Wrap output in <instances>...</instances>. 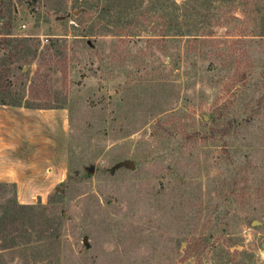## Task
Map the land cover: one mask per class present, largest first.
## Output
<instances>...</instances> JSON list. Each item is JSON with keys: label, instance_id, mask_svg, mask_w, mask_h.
Masks as SVG:
<instances>
[{"label": "rangeland", "instance_id": "obj_1", "mask_svg": "<svg viewBox=\"0 0 264 264\" xmlns=\"http://www.w3.org/2000/svg\"><path fill=\"white\" fill-rule=\"evenodd\" d=\"M154 1L0 0V111L67 115L61 174L0 181V264H264V0H167L210 25L178 56Z\"/></svg>", "mask_w": 264, "mask_h": 264}, {"label": "crops", "instance_id": "obj_2", "mask_svg": "<svg viewBox=\"0 0 264 264\" xmlns=\"http://www.w3.org/2000/svg\"><path fill=\"white\" fill-rule=\"evenodd\" d=\"M3 113L13 114L15 117V127L19 128L16 140L9 139L12 133L3 128L4 119L1 118ZM0 118V181L19 183L18 172L28 171L27 173L31 174L34 167L37 168L38 173L48 176L63 172V157L60 156L65 151L64 142L67 134L65 110L19 108L16 112L0 111ZM12 118L13 116H9V119ZM56 138H58V144H56ZM6 141H10L11 148H15L11 156L2 153L6 147L4 145ZM16 142L19 144L17 145ZM35 152V155L32 154ZM56 155L60 157L59 160Z\"/></svg>", "mask_w": 264, "mask_h": 264}, {"label": "trees", "instance_id": "obj_3", "mask_svg": "<svg viewBox=\"0 0 264 264\" xmlns=\"http://www.w3.org/2000/svg\"><path fill=\"white\" fill-rule=\"evenodd\" d=\"M76 2L78 0H75ZM105 2V0H81L80 2V7L83 9H87V11H99V7L101 5V2ZM157 0L154 1V5L152 6L151 10H150V14L151 13H157L158 17L161 19L160 22L162 23L161 26V30H160V34H156L153 35L154 37L151 38L150 40L155 42V43H159L162 48H163V52L164 53H170V49L175 48L174 44H176V50H175V55H179V50L181 49V46L179 44L180 40L183 42V46L182 49H185L187 47L192 48V47H201L204 45V43H206V37L207 35H205V33H203L204 28L207 29L210 27L209 23H207V20L201 18V19H195V21L197 20H201L200 23H194L193 25H191L189 28H187L186 25H181V19L179 18V13L176 11H173L172 6L170 5L169 1H164L162 2V4H160L159 6L155 5V2ZM173 3V2H172ZM132 14L131 12L129 13V15ZM0 16H3L2 13V9L0 8ZM157 21V20H155ZM157 24V22H156ZM183 28H185V30H182ZM202 33V34H201ZM129 36V35H128ZM184 39V40H182ZM255 39L252 38L250 39V42H253ZM214 48V47H212ZM218 48H216L215 50L217 51ZM203 49H200L199 52H202ZM219 51H221V54L219 53L218 55L221 56L220 60H226L227 58V54L225 52V50L223 48H220ZM211 52V51H210ZM210 52H206L210 53ZM224 52V53H223ZM256 52L253 51V54H255ZM197 56V55H194ZM253 65V69L258 68L259 66H257L256 62L252 63ZM260 69V68H258ZM245 78L240 79V83L244 81ZM32 109H51V108H46V107H42V106H35V107H31ZM203 126H207V123H203ZM70 143V141H69ZM71 144V143H70ZM69 144V145H70ZM70 151V149H69ZM70 174V173H69ZM68 179H73V176H69L67 174ZM74 180V179H73ZM15 205V203L11 202V201H6L5 203H3V208L4 210H7V212L9 211V209ZM17 206V205H16ZM17 207L19 208H25V206H21L18 205ZM26 208H33V207H26ZM1 224V222H0ZM202 237V236H201ZM199 237V240H192L189 243V248H188V254H187V258L191 257L192 255H198L200 253V246L201 242L204 238ZM28 244V243H27ZM191 245V246H190ZM28 246L26 245L25 248H28Z\"/></svg>", "mask_w": 264, "mask_h": 264}, {"label": "water", "instance_id": "obj_4", "mask_svg": "<svg viewBox=\"0 0 264 264\" xmlns=\"http://www.w3.org/2000/svg\"><path fill=\"white\" fill-rule=\"evenodd\" d=\"M122 164L128 166V168H130V169H133V164H132V162H130V161L123 162ZM255 224H256V221H253V222H252V225H255ZM83 240H84V242H85V241H86V237H84ZM263 248H264V246H263Z\"/></svg>", "mask_w": 264, "mask_h": 264}]
</instances>
